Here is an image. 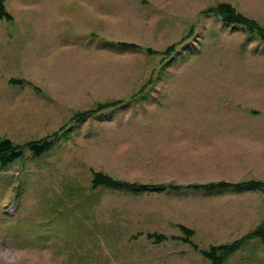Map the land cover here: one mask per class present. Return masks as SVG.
Here are the masks:
<instances>
[{
    "label": "rangeland",
    "instance_id": "374dc122",
    "mask_svg": "<svg viewBox=\"0 0 264 264\" xmlns=\"http://www.w3.org/2000/svg\"><path fill=\"white\" fill-rule=\"evenodd\" d=\"M220 2L264 28V0H5L0 137L59 138L0 167V264H211L199 250L262 224L264 189L188 187L264 181V40ZM180 225L196 248L146 237ZM222 264H264V242Z\"/></svg>",
    "mask_w": 264,
    "mask_h": 264
},
{
    "label": "trees",
    "instance_id": "16d2710c",
    "mask_svg": "<svg viewBox=\"0 0 264 264\" xmlns=\"http://www.w3.org/2000/svg\"><path fill=\"white\" fill-rule=\"evenodd\" d=\"M209 13L212 15L219 16L223 23L227 26H237L240 25L244 27L248 32H256L259 37L264 40V28L258 26L255 21L252 19L243 16L241 13L236 11L235 7L229 2H220L212 7L207 9ZM0 19L10 21L12 20L11 14L5 8V0H0ZM122 46H125L130 49H143L147 53H153L154 51L149 48L145 47L142 48L140 45L134 42H120ZM171 47H167L166 50L170 49ZM116 102H106L101 103L99 107H111L114 106ZM93 114L92 110L85 111L84 113L80 114L77 118L78 122L83 120L84 118L89 117ZM59 134L53 132L48 136L37 139V140H30L24 144L16 143L12 141L8 137H0V167H6L16 160L22 158L26 151L30 152V155L34 157L41 156L45 151L53 146V144L58 140ZM92 186H105V187H112L116 189H123V190H134L140 191L146 189L149 185L137 183V182H129L124 180H119L105 174L101 171H97L93 173V177L91 180ZM158 186V185H157ZM188 187L197 189V188H206L208 190H223V189H234V190H250V189H264V181L259 180H245V181H218V182H211L205 183L201 185H188ZM180 230L182 231V236H175L172 235L170 237L166 236L163 233H147L146 237L148 239H152L153 242L160 243L164 242L168 239H179L183 242L189 243L192 247L196 248V245L192 242L191 236L193 235V231L186 226L180 225ZM256 237L259 238L261 241L264 242V220L262 224L253 230L252 232L248 233L244 238H240L238 240L218 244V245H211L207 249L199 250L200 253L204 258H206L211 264H222L225 259L233 254L243 243L244 239Z\"/></svg>",
    "mask_w": 264,
    "mask_h": 264
}]
</instances>
